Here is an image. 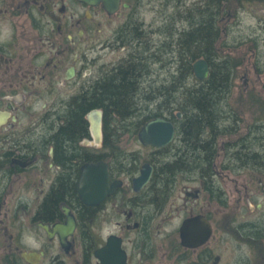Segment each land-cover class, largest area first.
<instances>
[{"label": "flooded vegetation", "instance_id": "flooded-vegetation-1", "mask_svg": "<svg viewBox=\"0 0 264 264\" xmlns=\"http://www.w3.org/2000/svg\"><path fill=\"white\" fill-rule=\"evenodd\" d=\"M200 13L205 23L194 26ZM200 30L208 43L188 57L187 88L202 91L213 68L229 67L228 121L203 138L208 166L172 175L159 196L149 182L136 188L142 163L151 176L154 166L118 172L116 118L99 106L82 111L74 152L58 157L55 140L79 99L141 61L166 89L167 52ZM262 47L264 0H120L113 13L79 0H0V264H264V159L246 151L264 139ZM96 110L100 142L87 119ZM173 111L177 144L185 119ZM146 114L141 126L168 115ZM67 183L72 194L61 192Z\"/></svg>", "mask_w": 264, "mask_h": 264}, {"label": "trees", "instance_id": "trees-1", "mask_svg": "<svg viewBox=\"0 0 264 264\" xmlns=\"http://www.w3.org/2000/svg\"><path fill=\"white\" fill-rule=\"evenodd\" d=\"M199 22L195 25L204 24L206 13L196 15ZM196 22V21H195ZM194 23V22H193ZM208 33L205 30L195 32L192 38L172 44L167 55L171 60L168 65V80H160L168 87L161 89L154 88L158 82L151 81V75L146 69L145 61H141L134 69L125 70L116 74L111 80L95 89L86 101L79 99V107L72 106L70 114L67 116V127L63 128L57 135L56 152L58 157L72 153L76 147V137L82 131L81 114L88 107L109 108L105 114L114 115L117 122L116 131L119 135L118 148L116 153L118 172H126L129 175L137 173L142 160L150 162L154 166V173L150 181L151 185H156L152 192L157 196L165 191V185L171 184L172 175L176 173L197 174L203 166H208V159L211 147L206 146L203 138L205 131L224 125L228 121V116L221 111L227 93L229 67H217L212 69L210 80L199 84L198 88L192 92L187 88L189 77L190 54L195 51H203L208 43ZM176 55V56H175ZM182 63H180L181 61ZM187 61V62H186ZM179 64L181 67L179 68ZM154 88V90H152ZM163 104V105H162ZM159 105V106H158ZM162 106V108H159ZM173 109L179 110L184 115V125L181 127V139L178 143L174 141L170 145L160 149L151 148L145 156L139 151H126L119 144L125 135L129 139L136 141L137 133L141 128L142 121L150 116V110L157 114L169 112L170 115L162 116L174 120ZM147 115V116H146ZM152 115V114H151ZM143 116V117H142ZM141 118V119H140ZM139 119V120H138ZM136 120H138L136 122ZM133 122H136L133 124ZM140 123V124H139ZM113 128H109L112 132ZM112 143V135L106 138ZM247 152L256 153L260 159H264V139L247 143ZM125 155V158L122 157ZM248 158L240 157V161H248ZM127 163V165H126ZM67 194H72L70 183L65 184L64 189Z\"/></svg>", "mask_w": 264, "mask_h": 264}, {"label": "water", "instance_id": "water-1", "mask_svg": "<svg viewBox=\"0 0 264 264\" xmlns=\"http://www.w3.org/2000/svg\"><path fill=\"white\" fill-rule=\"evenodd\" d=\"M90 5L101 3L109 12H114L118 7L119 0H79ZM196 76L204 79L207 76V67L204 61H198L194 65ZM87 119L90 124V133L94 141L100 142L102 139V113L101 111H92L88 114ZM174 135V127L171 122L162 118H156L147 122L138 132V140L143 146H153L161 148L171 142ZM104 169L106 165H103ZM152 169L148 165H143L140 175L133 180L136 188L145 185L150 179ZM104 182L107 181V172L103 173ZM82 199H88L90 192L81 191Z\"/></svg>", "mask_w": 264, "mask_h": 264}, {"label": "rangeland", "instance_id": "rangeland-1", "mask_svg": "<svg viewBox=\"0 0 264 264\" xmlns=\"http://www.w3.org/2000/svg\"><path fill=\"white\" fill-rule=\"evenodd\" d=\"M262 49L264 50V47H262ZM240 51V50H239ZM245 64H247V63H245ZM236 74H238V77L240 78L241 77V75L243 74V68H240L238 71H237V73ZM242 83V81L240 80H238V79H236L235 80V84H236V88L238 87V85L239 84H241ZM235 93H237V89H235ZM236 95V94H235ZM238 98H239V95L237 94L236 95V99L238 100ZM235 99V101L234 102H238L237 100ZM234 105L235 106H237L238 104H236V103H234ZM236 108V107H235ZM244 113H246V116H247V118L249 117V115H250V111L247 109V107H245L244 108ZM167 114L169 115V112H167ZM141 119V118H140ZM139 120V119H138ZM139 122V121H138ZM119 146H121L123 149H129V150H138L140 153H141V155H144L145 154V152H146V150L137 142V141H133V140H131V139H129L128 137H127V139L126 138H124L123 140H122V142L119 144ZM124 155V154H123Z\"/></svg>", "mask_w": 264, "mask_h": 264}, {"label": "bare ground", "instance_id": "bare-ground-1", "mask_svg": "<svg viewBox=\"0 0 264 264\" xmlns=\"http://www.w3.org/2000/svg\"><path fill=\"white\" fill-rule=\"evenodd\" d=\"M170 114H171V113H170ZM170 114H169V115H170ZM175 114H176V112L173 111V114H172V115L174 116ZM116 150H117V149H116ZM122 157L125 158V155L122 154Z\"/></svg>", "mask_w": 264, "mask_h": 264}]
</instances>
